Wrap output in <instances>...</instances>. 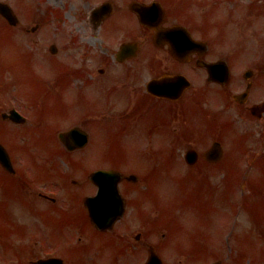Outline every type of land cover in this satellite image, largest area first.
I'll list each match as a JSON object with an SVG mask.
<instances>
[{"label":"flooded vegetation","instance_id":"1","mask_svg":"<svg viewBox=\"0 0 264 264\" xmlns=\"http://www.w3.org/2000/svg\"><path fill=\"white\" fill-rule=\"evenodd\" d=\"M6 2L18 17L28 7L24 0ZM58 2L40 1L39 12L54 14L61 7L74 17L67 48L56 56L69 72L70 111L53 120L55 138L37 111L26 125L8 121L12 126L3 134L7 140L29 141L41 149L10 148L13 171L0 170L4 262L35 264L60 258L64 264H78L83 256L89 261L85 264H96L93 257L154 264L151 247L162 255L165 242L156 245L151 238L155 217L136 221L130 211L131 203L139 201L140 185L127 179L132 172L124 170L120 160H162L173 155L172 144H212L221 138L214 133L220 120L239 122L234 117L242 120V114L262 105L264 46L251 51L260 29L248 16L249 38L245 47L238 46L247 53L235 56L236 50L225 44L229 42L219 39L221 0H84L79 10L71 2L62 6ZM108 3L109 8L96 14ZM137 3L151 6L141 16L134 9ZM246 10L264 13V0ZM7 27L20 31L23 24ZM240 95L242 102L234 99ZM262 111L254 110L259 119L254 118L264 133ZM63 125L66 129L60 130ZM204 127L209 133L205 137ZM72 129L87 134L86 147L73 151L60 141V133ZM45 139L51 140L50 147L41 145ZM71 140L82 141L76 135ZM120 147L132 152L121 158ZM93 161L100 167L91 169ZM102 169L122 173L119 191L129 215L96 233V240L84 227L91 229L85 202L97 191L93 172ZM108 202H115L114 197ZM135 225L139 236L127 232Z\"/></svg>","mask_w":264,"mask_h":264},{"label":"rangeland","instance_id":"2","mask_svg":"<svg viewBox=\"0 0 264 264\" xmlns=\"http://www.w3.org/2000/svg\"><path fill=\"white\" fill-rule=\"evenodd\" d=\"M66 20V18H65ZM63 24H61L62 26ZM52 32H50L51 38L57 35H62L64 33H60L54 28L51 29ZM53 40V39H52ZM254 40V37L253 39ZM28 44L26 45L27 49L29 51L35 50L34 44L32 41H28ZM24 44V41H22ZM225 44H232V42L225 43ZM238 56V55H235ZM0 60L2 63H10V67L16 71V66L10 62V59L7 57L4 48L2 45H0ZM43 70L44 72H50V77H53V68L50 65H43ZM17 72V71H16ZM23 73V71H22ZM21 73V74H22ZM7 80H11V77L8 75ZM25 81L28 85L24 87L25 90L27 91H33L34 88L30 84L31 80H28V76L25 77ZM50 83V81H49ZM10 96V95H9ZM12 103L15 104L14 101ZM60 112L53 113L51 115H46V117L55 119L59 116ZM251 129H257L256 125H251ZM239 131H236L238 133ZM233 136H230V138H234L235 134L232 133ZM258 136V135H256ZM228 149L232 150L233 144L232 142L229 143L227 142ZM253 151H258L256 154H260L261 148L258 149H252ZM120 156L121 158L126 155V153H131L132 151H129L126 148L120 147ZM236 154H234L233 161L236 162V168L242 169L241 176L237 178H227L223 179L222 174H216L217 176H205V175H186L188 173V166L183 164L184 160L182 158V154L178 153L179 156V162L180 164L184 167V172L177 174L176 175H168L165 177H160L157 176V183L156 185H163V188L158 192L156 200L158 201L157 207L160 209H168V203L166 200V194L164 192H167L168 194H171V197L175 202L173 203L172 208L176 207H182L186 211H189L190 208H192L193 205H196L201 208V213L197 220L199 222L201 221L202 227L201 230L197 229H192V236H187V237H180V238H174V234H172V239L168 240V246L173 249L175 253H181L187 250L189 254H192V246L196 244V242L207 236L209 232V227L206 224V218L205 216H210L212 219L219 220L218 226L221 225V221L229 223L228 225V230L232 231L233 234L231 237H229V243L225 240L226 237L230 234L229 231H225L221 229V232H216V238L217 240H220L223 243V250L220 253H214L211 251V247L208 252H205L203 258H202V264H211L213 262H216L219 260L222 261V264H235L241 257H243V262L245 264H264V229L262 226H260L258 232L262 236V242H256L253 243V247L256 251H252L254 254V260H253V255H239L236 253V251L233 249L231 250L230 248H236L237 244L235 243V240L238 238L237 236L240 234L239 230L243 229V222L245 221L247 225L252 229V232L254 233V230L256 229V224L251 218V214L249 217V220L241 219L240 216L236 219L235 215H233L232 218H228L225 216L226 210L230 206H237V205H243V200H242V191L240 189V184H243L244 177V170L248 171V176L249 180L251 182V187H256L259 186L257 189L256 193H253L251 195V204L253 205L252 208L254 209V215L257 217V221L259 225L261 223L264 224V167L261 166V160L260 157L255 159V157H250L248 158V155L245 156L242 154L241 149L237 148ZM264 153V152H262ZM121 163H124L126 161V164L129 163L133 165L134 167H137L140 171L144 172L146 171L147 167L149 166V162H147L146 158L140 157L135 160H120ZM172 160H167V165L170 166ZM250 162V164H248ZM125 164V165H126ZM152 165H158L162 167L164 165V160H160L158 163H151ZM150 164V165H151ZM187 166V167H186ZM238 182L237 185L235 186V191L233 188V184L230 182ZM163 190V191H162ZM249 193V191H248ZM175 215H178V212H175ZM181 218L182 216L179 215ZM184 216V215H183ZM172 217H174V214H172ZM193 220L191 218V215L189 214L184 222L186 221L188 224ZM4 222V216L1 213L0 214V233L4 234V229L6 226L3 224ZM222 222V223H223ZM172 224L173 222L171 221V230H172ZM84 226V225H83ZM85 229L89 233V237L92 239L98 240L99 237L96 236L93 231L89 228L84 226ZM200 229V228H199ZM183 231H185V228H182ZM222 232H225L226 234L220 235ZM253 236L258 237L257 234H253ZM57 238H62L61 234H57ZM192 239H196V242H194ZM235 243V244H234ZM221 246V243L219 247ZM69 258H72L74 256L69 255ZM178 256L174 255L172 257V262L174 260H177ZM206 258V259H205ZM185 260V259H184ZM105 262L109 264H129V262L126 261H121V260H111L110 258H107L105 261L104 260H99L96 263L97 264H104ZM84 263V262H83ZM187 264H192L191 262H188Z\"/></svg>","mask_w":264,"mask_h":264},{"label":"water","instance_id":"3","mask_svg":"<svg viewBox=\"0 0 264 264\" xmlns=\"http://www.w3.org/2000/svg\"><path fill=\"white\" fill-rule=\"evenodd\" d=\"M94 218H95V215H94ZM95 220H96V218H95Z\"/></svg>","mask_w":264,"mask_h":264}]
</instances>
